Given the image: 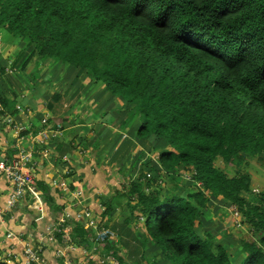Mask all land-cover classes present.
Here are the masks:
<instances>
[{"label": "trees", "instance_id": "1", "mask_svg": "<svg viewBox=\"0 0 264 264\" xmlns=\"http://www.w3.org/2000/svg\"><path fill=\"white\" fill-rule=\"evenodd\" d=\"M0 33L25 51L13 69L38 58L75 68L76 77L84 72L123 99L128 116H139L135 136L157 152L168 179L188 171L189 191H162L141 174L126 192L141 237L159 252L147 264H234L222 237L196 232L213 199L233 205L237 225L251 235L240 240L237 264H264V187L253 192L248 173L230 176L215 165L264 157V0H0ZM61 97L52 96L50 111ZM0 103L16 113L1 95ZM37 186L50 210L61 212L49 188ZM62 225L71 229L66 240L56 225L57 244L96 242L82 222ZM98 244V259L87 264L136 261L132 251L119 254L130 244L123 238Z\"/></svg>", "mask_w": 264, "mask_h": 264}, {"label": "crops", "instance_id": "2", "mask_svg": "<svg viewBox=\"0 0 264 264\" xmlns=\"http://www.w3.org/2000/svg\"><path fill=\"white\" fill-rule=\"evenodd\" d=\"M1 37H3L2 33H0V95L15 105L16 113L11 116L0 103V162L12 157L17 147L25 150L33 149L36 152L33 153L36 181L42 182L49 188V197L56 205L62 207V211L53 213L50 210L44 201V193L38 189L37 183L34 187L37 198L28 191L25 198L16 202L9 210H5L10 184L4 175L0 174V259H5L10 264H24L23 251L26 244L38 248L42 256L51 264H87L89 259H97L100 244L97 245L92 238H89V247L77 249L61 246L55 240L53 242L46 240L50 232L57 230L56 225L65 218H70L82 222L83 226L91 229L93 234H96L97 226L114 229L112 231L117 233L114 241L120 242L123 238L129 242L134 248L136 262L147 264L143 259V250H138L133 242L142 243L141 241L145 240L151 248L152 243L149 238L141 237L145 230L142 227V220L139 224L133 218L137 213L130 214L126 186L123 187L116 182V176L120 174L125 180H129L130 186V183L141 174L140 168L143 165L151 162V159L157 160V152H149L144 146L140 152L135 151L136 147L131 138H135L139 148L140 141L135 136L140 123L139 116H135L138 119L133 121V117L128 116V111L123 112L116 108L117 104L121 103L120 99L107 93L103 85L93 83L91 77L84 72L76 77L77 69L67 65H52L50 75L44 79L39 78L38 82H45L52 90L46 93L45 97H40V94L33 90L30 92L35 93V96L31 95L28 88L20 90V87L14 83L13 77L28 78L29 67L38 58L32 60L25 68L14 67L16 74L13 72L10 74L5 68L7 59L14 55L16 60L22 48L8 43L4 37L2 41ZM24 52L23 50L22 56L18 58L19 63ZM60 68L67 71L69 78L53 75ZM61 90H63L61 100L54 104V111H50L47 106L49 101ZM86 90L89 92L86 93ZM21 92L27 93L23 96ZM112 99L117 101L114 103ZM125 109L127 110L126 107ZM8 118L24 127V134L9 125ZM44 119L48 121L47 125L41 123ZM57 122L62 126L59 133H55L57 128L54 125ZM111 124H117L122 134L118 140L116 136L111 135L114 142L109 147L112 149L111 153L107 154L104 143L110 137L105 135L116 131L115 128L112 131L107 130L106 126L111 127ZM43 129L47 131V144L43 148L34 146L37 134ZM96 137L99 138L97 141ZM41 148L48 149V154L43 155ZM155 155L156 159H154ZM181 177L183 176L180 175ZM189 179L185 185L191 182ZM217 200L223 204L220 199ZM125 208L128 211L125 218L120 213L108 217L110 212H117L119 209V212L124 213ZM231 208L234 209V206L227 205L226 211L230 216L233 213ZM86 212H90L91 217L94 216L93 220L86 216L84 218ZM206 212L203 217L207 215ZM235 226L244 228L240 225ZM130 228L134 232L132 235H129ZM202 230V225H199L196 232L201 234ZM9 234L11 237H7ZM224 244L232 260L235 262L243 260L244 254L241 248L240 251L235 249L230 251L228 247H232V244L229 242ZM150 253L151 257H154L159 252L153 249Z\"/></svg>", "mask_w": 264, "mask_h": 264}, {"label": "rangeland", "instance_id": "3", "mask_svg": "<svg viewBox=\"0 0 264 264\" xmlns=\"http://www.w3.org/2000/svg\"><path fill=\"white\" fill-rule=\"evenodd\" d=\"M17 48H19V46H17ZM16 53L17 52H15V54ZM15 61L16 60L14 59V55H12L11 58L9 57V59H7L5 68L7 69V71L10 74H12V72L16 74V72H14V70H13V65H14ZM34 63H36V64L34 65ZM59 64L64 65L62 62H57L54 60L51 61L50 59H48V60L37 59L36 61H33L32 65L29 67V73L30 74H29L28 78H20L19 76H15V77H13L14 83L18 87H20V90H26V88H28L29 93L33 96H35L34 95L35 93L32 94L30 92V90H33V91L39 93L40 97L41 96L45 97L46 93L51 92L52 90L48 85L45 84V82L44 83L38 82L39 78L40 77H42L43 79L46 78L48 75H50V72L52 69L51 66L52 65H59ZM63 73H65V75ZM70 74H72V72ZM53 75H59L60 78L62 76L68 77L67 71L65 72V70H62L61 68L58 69L56 72H54ZM43 79H42V82H43ZM66 86H68V84ZM62 91L63 90H61L59 93H55V94L62 95ZM85 92L87 93L89 91L86 90ZM21 93L23 96H25L27 92H24V93L21 92ZM118 99H120V98H118ZM112 100L114 103L117 101L116 99H112ZM120 100H121V103L117 104L116 108H118V110H123V112H126L127 110L126 109L124 110L126 103L123 101V99H120ZM63 103H64V101H63ZM14 108H15V105H14ZM135 116H136V114L134 116H132L133 121L137 120L139 118L138 116H137L138 118H136ZM54 126L56 128L62 127L60 122H57V124H55ZM110 126L111 127L106 126L108 131L109 130L112 131L113 128H115L116 131L115 132L112 131V133L110 135H105L106 137H110V139L105 141V143H104V145H105L104 147H105L107 154L111 153L110 150H112V149H109V147L114 142V139L111 135L116 136V140H118L121 137L120 134H122L120 129L117 128V124H111ZM104 130L105 129H103V132L105 133ZM126 135L130 138V136L128 134H126ZM105 136L102 135V137H105ZM99 137H101V136H99ZM122 137L124 138L125 135H123ZM95 139L97 141L99 138L96 137ZM131 139H132V143H134V146L136 147L135 151L140 152V150L143 149L142 143L139 142L140 147L138 148V143L135 141V138H131ZM145 145H148V143H146ZM112 148H113V146H112ZM147 149H149V147ZM151 149H152V147L148 151L152 152ZM156 155H155L154 159H156ZM150 161L152 163L148 162V163H146V165H143L140 168V170H141L140 173L144 175V180H151L152 178H155L156 184L158 186L157 188H161L162 191H169V190L174 191L175 190V192H176L178 188H183V187L185 188V190L189 191V189L187 187H185V186L189 185V184L185 185V182L190 178L187 170H178L179 173H178L177 178L174 180H170L166 177L167 173L166 172L164 173V170L159 167L156 160L151 159ZM155 161H156V163H155ZM215 165L218 168L225 171L230 176H233V175L238 174V173H240V174L241 173H248L252 179L253 192H259V191L263 190L262 189V187H264V157H263V155H258V156H255L253 158L246 157L244 160L239 161L237 164H230V165H226L223 161H221L220 159H217L215 162ZM140 173H138V174H140ZM140 175H138V177ZM180 175H182L183 177L180 178ZM130 179H132V178H130ZM128 181L129 180H125L123 178V176L120 174H118L116 176L117 184L121 185L123 187L126 186V189H125L126 191H129ZM195 187H196V185H195ZM130 201H134V200H130ZM206 207H207V209L203 210V212L207 211L206 212L207 215L205 217H203L202 216L203 213H202V215L199 218V224L202 225V229H203L201 235L207 234V232H212V233L218 235L219 238L223 237L221 241L229 242L232 244V247L227 246L230 251H233V249H235L236 251H240V245H239L240 240L250 239L251 235L248 232V229L245 225L243 226L244 228H242V229L235 226V225H237V216H235V214H234V209L231 208V210H233V213H232V216H230V213H228L226 211L227 205L225 203H223V204L220 203L217 199L212 200L209 203V205H207ZM119 211H120V209L117 210V212H110V214H109L110 216H108V217H112L111 215H116V214L120 213V215H122V217L125 218V215L128 213L127 209L126 208L124 209V213L123 212L121 213ZM87 213H88V215L86 216ZM85 216L88 217L89 219H92L94 217L93 215L91 217L90 212L84 213V218H85ZM65 219H69V218H65ZM65 219L62 220L60 223H61L62 231L65 232L66 236H67L68 235L67 233L70 231L71 228L63 227L62 223L65 221ZM121 221H123V220H121ZM232 223H235V225H232ZM83 228H84V230L88 231V229L86 227H83ZM106 228L110 229V227H108V226ZM117 238H118V236H117ZM133 245L136 246V248L138 250H141V251L143 250L142 255H143L144 260H146V261L152 260V257H151L152 254L150 253V251L153 250V247L151 248L148 243H145V240L143 243H140L138 241H134ZM129 246H126L125 248L119 246V249H118L119 254L125 255L127 250L133 252L134 251L133 246L130 244H129ZM70 248L77 249L76 246H72V245L69 246V249ZM98 252H100V251H98ZM99 257H100V255H99ZM97 259H95V260H97ZM162 259H163V257H162ZM234 259H236V258H234ZM89 260H92V259H89ZM102 262L103 261L101 260V263ZM232 262L234 264L239 263V262H235L234 260H232ZM133 263L135 264L138 262L134 261Z\"/></svg>", "mask_w": 264, "mask_h": 264}, {"label": "built area", "instance_id": "4", "mask_svg": "<svg viewBox=\"0 0 264 264\" xmlns=\"http://www.w3.org/2000/svg\"><path fill=\"white\" fill-rule=\"evenodd\" d=\"M7 123L11 126H14L19 133H22L24 131V127H22L20 124L15 123L11 118L7 119ZM41 123L47 125L48 121L44 119ZM59 132L60 128H57L55 133ZM35 140L36 145L34 146L38 145L42 146L43 148V146H45L48 141L47 131H45L44 129L40 131L37 134ZM33 153L36 152H34L33 149L31 150V148L30 150H25L17 147L16 153L12 157L7 159L6 161L0 162V174L4 175V177L10 184V192L6 197L5 210H9L15 205L16 202L25 198L28 191H31L34 197L37 198V194L34 190V187H36L37 179L34 173ZM42 153L43 155H47L48 149H42ZM234 214L238 217V213L235 210V207ZM87 215L88 213L86 214V216ZM60 224L61 223H59V225ZM115 234L116 233H114L112 230L102 226L100 229L96 230V242L104 243L106 240H115ZM7 237H11V234H9ZM64 239L67 240L66 233L64 234ZM46 240L48 242L54 241V231L48 234ZM23 257L24 264H51L42 256L38 248L32 247L30 244H26L23 251ZM6 262L7 264H10L9 261Z\"/></svg>", "mask_w": 264, "mask_h": 264}]
</instances>
